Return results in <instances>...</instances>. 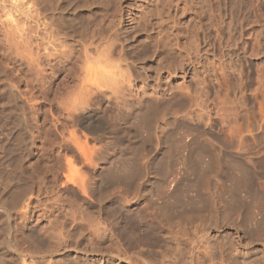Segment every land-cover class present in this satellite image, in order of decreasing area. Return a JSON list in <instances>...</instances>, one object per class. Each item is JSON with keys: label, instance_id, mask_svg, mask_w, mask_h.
I'll return each instance as SVG.
<instances>
[{"label": "rangeland", "instance_id": "obj_1", "mask_svg": "<svg viewBox=\"0 0 264 264\" xmlns=\"http://www.w3.org/2000/svg\"><path fill=\"white\" fill-rule=\"evenodd\" d=\"M5 1L0 0V5L6 7L12 0ZM17 1L10 6L11 11L16 8L12 16L17 15L19 22L13 23L20 24V30L10 29L13 23L5 16L8 9L2 12L0 7V66L15 68L14 83L23 95L13 97L18 117L13 132L4 113L7 100H1L0 140L15 139L22 127L31 134L24 135L22 146L21 141L15 144L13 165L18 169L13 185L0 182L4 200L0 199L3 203L8 199L4 206L14 217L9 233L0 209V264H46L48 257L42 256L57 249L53 228L66 221L67 231L72 219L84 225L100 220L106 225L144 223L156 228L157 237H150L143 225L136 248H130L126 239L97 241L96 251L89 254H95L98 264H108L111 251L123 250L144 251V256L165 264H264V29H245L241 38L238 0H36L34 4L47 1L46 7L36 5L35 9L42 7L36 11L33 0H29L31 6L28 0ZM42 15L40 21L47 20L43 25L35 18ZM49 22L53 25L47 28ZM50 29H57L56 41L65 36L61 38L65 42L59 40L67 50L61 44V58L65 57L61 62L67 66L61 73L49 65L61 59L60 50L55 52L59 41L56 46L54 37L49 38ZM253 38L260 40L254 55L249 48ZM80 41L90 46V52L94 47L98 59L93 57V62L107 66V72L115 70V76H107L117 81L119 100L109 91L84 94L89 104L85 102L82 84L89 78L87 74L85 78V61L77 59L84 48ZM49 43L50 48L56 46L54 51L46 46ZM95 46L101 50L95 53ZM44 51L53 56L43 58ZM34 52L42 56L40 61ZM29 61L36 66H29ZM38 62L47 66L46 72L39 67L40 75L45 72L43 77L33 73ZM67 68L70 71L65 72ZM37 76L45 78L39 81ZM72 90L78 91L74 94L87 106ZM62 98L65 104L76 99L82 105L77 102L78 107L86 109L78 111V118L69 117L68 109L63 110L73 102L62 107ZM88 115L93 124L87 122L97 129L92 137L82 130L89 124L79 121ZM75 128L84 151L96 156L94 165L69 141L68 130ZM4 166L0 173L6 172ZM84 179L93 181L87 193L82 190ZM77 239L76 251L73 247L67 255L55 252L56 264H71L69 258L83 261L89 242ZM109 264L139 263L131 257Z\"/></svg>", "mask_w": 264, "mask_h": 264}, {"label": "bare ground", "instance_id": "obj_2", "mask_svg": "<svg viewBox=\"0 0 264 264\" xmlns=\"http://www.w3.org/2000/svg\"><path fill=\"white\" fill-rule=\"evenodd\" d=\"M3 1H5V0H3ZM13 1V0H12ZM11 1V2H12ZM24 1V0H23ZM32 0H30V2H31ZM36 0H33V2H32V6H33V8H34V10L36 11V10H38L39 9V7H37V9H35L36 8V5L38 6V4L39 5H42V4H40V3H38L37 4V2H36V4H34V2H35ZM42 1H44V0H42ZM48 1V0H47ZM47 1H45L44 2V4L42 5V7H46V5H45V3L47 2ZM2 2V1H1ZM0 2V3H1ZM9 3V5L7 6V4H6V7L4 6H2V4L0 5V7L2 6V12H5L4 10H3V8L5 9V8H7L8 10H9V6L12 4V3H17L18 1L17 0H15V2H12V3ZM20 2H21V0H20ZM19 2V3H20ZM25 2V1H24ZM27 2V1H26ZM29 0H28V5H30L29 3ZM39 2H41V0L39 1ZM50 2V1H49ZM48 2V3H49ZM59 2V1H58ZM57 2V3H58ZM5 3H6V1H5ZM23 3V2H22ZM43 3V2H42ZM61 3V2H60ZM59 3V4H60ZM18 4V3H17ZM55 4H56V2H55ZM58 4V5H59ZM14 6L16 5V4H13ZM25 5H26V3H25ZM34 5H35V7H34ZM45 5V6H44ZM47 5H49L47 8L49 9V7H50V3L49 4H47ZM52 5L53 4H51V7H52ZM57 5V6H58ZM60 5H63V4H60ZM27 6V5H26ZM31 6V5H30ZM55 5H53V7H52V9L54 8L55 9V7H54ZM86 6V5H85ZM11 7L12 6H10V10L9 11H11ZM15 7H17V6H15ZM14 7V8H15ZM29 7V6H28ZM42 7H40V8H42ZM59 7V6H58ZM263 7H264V0H238V12H239V17H238V27H239V29H240V32H241V38H243V33H244V30L245 29H264V9H263ZM61 9H63L62 8V6L60 7ZM60 8H58L59 9V11H60ZM16 9V8H15ZM14 9V10H15ZM20 9H22V8H20ZM23 9L25 10V8L23 7ZM27 9V8H26ZM29 9V8H28ZM32 9V8H31ZM51 9V8H50ZM51 9V10H52ZM53 9V10H54ZM57 9V10H58ZM6 10V9H5ZM8 10H6V12H5V16H7V20L6 21H8V20H10L12 23L13 22H15V24H17V22H19V21H16L15 19V16H17V15H15L14 17L12 16V14H14L13 12H14V10H12L10 13H9V16L10 17H8V13H7V11ZM23 10V11H24ZM33 10V12L35 13V14H37V12H35ZM44 10L46 11L47 9H45L44 8ZM56 10V11H57ZM17 11V10H16ZM27 11V10H26ZM28 11H30V10H28ZM45 11L43 12L44 14H47V13H45ZM55 11V10H54ZM58 11V12H59ZM25 12V11H24ZM32 12V11H31ZM33 12H32V14H33ZM39 12H41L40 10H39ZM7 13V14H6ZM21 13V12H20ZM28 14H30V12H27ZM57 13V12H56ZM27 14V15H28ZM32 14H31V16H32ZM35 14H33L34 16H39V15H35ZM39 14V13H38ZM51 14V13H50ZM1 12H0V17H1ZM22 15V14H21ZM41 15V14H40ZM52 15H53V13H52ZM60 16L62 15V14H59ZM3 16H4V14H3ZM29 16V15H28ZM30 16V17H31ZM43 16H45V15H42V17L40 18V17H35L37 20V22H38V20L40 21V19H42L43 20ZM65 16V15H64ZM47 17H48V15H47ZM55 17L56 16H54V19H55ZM59 17V16H58ZM34 18V19H35ZM39 18V19H38ZM49 18V17H48ZM51 18V17H50ZM63 18V17H62ZM65 18V17H64ZM63 18V19H64ZM18 20V19H17ZM23 20H25V19H23ZM41 20V21H42ZM60 20V17H59V19H58V22H60L59 21ZM5 22V19L4 20H2V22ZM40 21V22H41ZM47 22V20H46V18H44V21L43 22H41L40 24L41 25H43L42 23H44V22ZM34 22H35V20H34ZM8 23H9V21H8ZM30 23V22H29ZM36 23V22H35ZM4 23H2L1 25H3ZM19 26H20V24H18ZM18 25H15L16 26V30H20L21 29V27H20V29H19V27H18ZM24 25H25V23H24ZM31 25H33L32 24V22H31ZM45 25V24H44ZM46 25H47V23H46ZM51 26V25H53V24H50V22H49V24L47 25V28H48V26ZM5 26V25H4ZM10 26V25H9ZM14 23H13V25L11 24V28L10 27H8V30H9V28L10 29H12L13 28V30L15 29L14 27ZM35 26V25H34ZM38 26L40 27V25L38 24ZM6 27V28H5ZM4 27V30H5V32H7V34H8V32L9 31H11V30H9V31H7L6 29H7V26H5ZM18 27V28H17ZM24 27V26H23ZM38 27V28H39ZM45 27V26H44ZM43 27V29H46V27L44 28ZM53 27V26H52ZM54 27H56L55 25H54ZM53 27V28H54ZM60 27V26H59ZM84 27V26H83ZM88 27V26H87ZM1 28L3 29V26H1ZM34 28V27H33ZM32 27H31V29H33ZM51 28V27H50ZM58 28V27H57ZM23 29V28H22ZM12 30V31H13ZM34 30V29H33ZM39 30V29H38ZM52 29H50V31H51ZM57 29H55V32L54 31H51V32H53L52 33V35H49V36H51V37H49L50 39L52 38V36L54 37V36H57L56 35V33H58L57 31H56ZM47 31V30H46ZM45 30H44V34H45V36H46V32ZM17 32V31H16ZM35 32H37V31H35ZM60 32V31H59ZM250 32H252V31H250ZM255 32V31H254ZM261 32V31H260ZM10 33V32H9ZM19 33V32H18ZM20 33H21V31H20ZM19 33V34H20ZM50 33V32H49ZM48 33V34H49ZM89 33V32H88ZM263 33V32H262ZM262 33H261V35H262ZM13 34H14V32H13ZM12 34V36H15V35H13ZM22 34V33H21ZM20 34V35H21ZM37 34V33H36ZM51 34V33H50ZM55 34V35H54ZM59 34V33H58ZM253 34H256V32L255 33H253ZM258 34V33H257ZM6 35V34H5ZM4 35V36H5ZM10 35V34H9ZM17 35V34H16ZM19 35V36H20ZM24 35V34H23ZM23 35L22 36H20V38L21 37H23ZM84 35H86V34H84ZM88 36H90L89 34H87ZM95 35V34H94ZM93 35V37H92V34H91V37L94 39L95 38V36ZM259 35H260V33H259ZM260 35V36H261ZM18 36V35H17ZM32 36V35H31ZM60 36H61V32H60ZM251 36V35H250ZM255 36V35H254ZM34 37H36L35 35H34ZM48 37V36H47ZM13 38V37H12ZM24 38V37H23ZM37 38V37H36ZM49 38H47L48 40H49ZM63 40H65V36H64V38L63 37H61ZM61 38H59V40H62ZM91 38V39H92ZM258 38H259V36H258ZM258 38L257 39H255V38H253V39H255V40H253V44L251 45H249V48L252 50V53H253V55L256 53L255 51H257L258 50V48H260V40L258 41ZM27 39V38H26ZM43 39V38H42ZM55 41L58 39V36H57V39H56V37H54L53 38ZM14 40V39H13ZM13 40H10L11 42H13ZM16 40V39H15ZM22 40H24V39H22ZM36 40V39H35ZM46 40V39H45ZM48 40H46V41H48ZM54 40H53V43L54 44H56V46H58L57 44L59 43L60 45L58 46L59 48H56V46L54 45V44H52V46L54 45L55 47H52L53 49L54 48H56V50H55V52L56 53H59L58 51L60 50V53L58 54L60 57L59 58H61L63 55H62V49H63V51H67V50H65V48H64V43L62 44V43H60V41L58 42V41H56V42H54ZM61 41V42H65V41ZM104 40V39H103ZM243 40V39H242ZM18 40H16L15 42H17ZM32 41V40H31ZM44 41V40H43ZM52 41V40H51ZM50 40L48 41V42H51ZM87 41V40H86ZM255 41V42H254ZM25 42V41H24ZM39 41H37V43H38ZM58 42V43H57ZM81 42V41H80ZM94 43L93 41H89V44L90 43ZM252 42V41H251ZM263 42V41H262ZM17 43H19V42H17ZM21 43H22V41H21ZM26 43H28V41H26ZM47 43V42H46ZM52 43V42H51ZM51 43H49V45H47L46 44V46H48V48L49 49H51V50H53L52 48H50L49 46H50V44ZM84 43V42H83ZM109 43V42H108ZM20 44V43H19ZM24 44V43H23ZM29 44V43H28ZM27 44V45H28ZM32 44V43H31ZM39 44V43H38ZM61 44L63 45V48L62 49H60V46H61ZM86 44H88V43H86ZM27 45H25L26 46V48H27ZM45 45V44H44ZM82 47L84 46V45H82V42H81V44H80ZM91 45V44H90ZM96 45V44H95ZM23 46V45H22ZM31 46H33V45H31ZM42 46V45H41ZM45 46V48H47ZM91 46H94L93 44L91 45ZM105 46V45H104ZM107 46H109V45H107ZM107 46H106V48H107ZM264 46V45H263ZM21 47V46H20ZM62 47V46H61ZM89 47L90 46H84V48H81V49H83V50H81V51H79L78 53H79V55L77 56V59L78 60H80L81 59V61L83 62V61H85V63H82V64H85L84 66H85V78H86V74L88 75V77L87 78H89V80H91V82H90V85H88L87 83H89L88 81H87V83L85 82V83H83V81H82V79H81V81H82V89L83 90H85L86 92L84 93V91H83V95L84 94H87V96H88V94L90 95L91 93H93V92H97V93H100V94H105L106 92H109L110 91V93L112 94V95H114V97L117 99V100H119L120 98H119V94L117 93V91H116V89L118 88V86H117V81L115 80V79H113V78H109L107 75H112L111 73H113L114 74V76L116 75V73L113 71H111L110 70V72H107L106 70H108L107 68V66L106 67H104L103 65L102 66H100L101 64H100V62L99 61H96V62H99L98 64L94 61L93 62V57H95L94 56V53H93V51H94V47H92L91 49L93 50V51H91L90 52V50H89ZM103 47V46H102ZM110 47V46H109ZM16 48H17V46H16ZM36 48V47H35ZM44 48V47H43ZM95 53L97 52L96 50H97V48H100L99 46L97 47V46H95ZM22 49H23V47H22ZM25 49V48H24ZM33 49V48H32ZM57 49H58V51H57ZM104 49H105V47H104ZM104 49H102V51L100 52V51H98V52H100V55H101V53L102 52H104L103 50ZM109 49V48H108ZM111 49V48H110ZM110 49L108 50V52L110 51ZM240 49L241 50H245L246 49V47H245V41L243 40V43H242V47H240ZM249 49V50H250ZM80 50V49H79ZM99 50V49H98ZM100 50H101V48H100ZM24 51V50H23ZM34 51H36V49H34ZM43 51V50H42ZM54 51V50H53ZM105 53H106V55L108 56V54H107V50L105 49ZM260 51V50H259ZM55 52H53V53H55ZM77 52V51H76ZM111 52V51H110ZM23 53V52H22ZM26 53V52H25ZM35 53V52H34ZM33 53V55H35L36 53H37V51H36V53L34 54ZM38 53H41V52H39L38 51ZM44 54V56L45 57H43V58H45V59H48L47 57H51V56H53L52 55V53H50V52H46V51H44L43 52ZM66 53V52H65ZM71 53V52H70ZM77 53V54H78ZM91 53H93V54H91ZM112 53V52H111ZM242 53V52H241ZM30 54L32 55V50H31V52H30ZM30 54H28V55H30ZM42 54V53H41ZM67 54V53H66ZM65 54V55H66ZM68 54H69V52H68ZM110 54V53H109ZM114 54V53H113ZM257 54V53H256ZM30 55V57L34 60H37L36 58H35V56L33 57V56H31ZM37 56V58L39 59V61H40V58H42V56L39 54H36ZM57 55V56H58ZM98 55V54H97ZM2 55H0V57H1ZM55 56H56V54H55ZM102 56H103V54H102ZM107 56H106V61H107V59H109V57H111L112 55L110 54V56L107 58ZM29 57V56H28ZM66 57H67V55H66ZM82 57L85 59V60H82ZM30 58V59H31ZM65 58V57H64ZM64 58H61L60 60L58 59V63L57 62H55L54 64L52 63V64H49L51 67H53V69L55 68V66H56V68H58V69H54V70H56L55 71V73L58 71H60V73H61V71L63 70V68H64V62H66V61H64V62H61V60L62 59H64ZM96 58V57H95ZM100 58V57H99ZM2 59V58H1ZM29 59V58H28ZM29 59V60H30ZM44 59V60H45ZM67 59V58H66ZM77 59L75 58V60L77 61ZM96 59H98V58H96ZM102 59V58H101ZM101 59H99V60H101ZM104 59V58H103ZM34 60V61H35ZM50 60V59H49ZM49 60H47V61H49ZM53 60V59H52ZM91 62H90V61ZM32 61V60H31ZM33 61V62H34ZM88 61V63L86 64V62ZM105 61V62H106ZM32 62V63H33ZM35 62H37V61H35ZM50 62H53V61H50ZM105 62H103L102 61V64L104 63V65L107 63H105ZM0 63H1V60H0ZM28 63H30L29 64V66H31V62L29 61ZM76 62H74V64L73 65H75L76 66V64L78 63V61H77V63L75 64ZM109 63H111V62H109ZM4 64V63H3ZM33 64H35V63H33ZM37 64V63H36ZM36 64H35V66H36ZM47 64V65H48ZM11 64H7V65H5V66H3V67H1L0 66V102L2 103V99H5V100H7V104L5 103V109H4V113H6V117H7V120H8V123L10 124V126H11V132H13L14 131V126H15V124H17L16 123V121L18 120V117H17V115H16V110H15V106H14V100H13V97L14 96H18L17 94L18 93H20L21 95H23V92L22 91H19V89H18V87L16 86V84H17V82L16 83H14L15 81H14V71H15V68H13V67H11L10 66ZM44 65V64H43ZM41 66V62H40V64H39V62H38V69L37 70H34V72H33V69H31V67L29 68V66H28V68L30 69V70H32V72L33 73H37V74H39V76L41 77L42 75H40V72H41V69H43V68H45V72L47 71L46 70V67L47 66ZM45 65H46V63H45ZM107 65H109L108 63H107ZM32 66H34V65H32ZM75 66H74V68L73 69H75ZM84 66H81L82 68L84 67ZM41 67H43V68H40ZM51 67H49V68H51ZM67 67V66H66ZM65 67V68H66ZM33 68V67H32ZM64 68V69H65ZM104 68H106V70L104 69ZM34 69H35V67H34ZM48 69V68H47ZM72 69V68H71ZM84 69H82L81 71H84ZM37 71V72H36ZM42 71H44V70H42ZM48 71H51L50 69L48 70ZM66 71H70L68 68H67V70H65V72ZM109 71V70H108ZM30 72V71H29ZM45 72H43V76H45L44 74H45ZM63 72V71H62ZM71 72H73V71H71ZM68 73V72H67ZM67 73H65V74H67ZM70 73V72H69ZM108 73H110V74H108ZM32 74V73H31ZM35 74H34V76H35ZM51 74H53V73H51ZM59 74V73H58ZM63 74V73H62ZM74 74H75V72H74ZM50 75V74H49ZM69 75V74H68ZM67 75V76H68ZM72 75V74H71ZM33 76V78H35ZM39 76H37L38 78H39ZM42 76V77H43ZM65 77H67L66 75H64ZM113 76V75H112ZM51 77V76H50ZM53 77H55V75L53 76ZM53 77H51V78H53ZM59 77V76H58ZM32 78V79H33ZM45 78V77H44ZM44 78H39L38 80L39 81H41L40 79H42V80H44ZM86 78V79H87ZM37 79V78H36ZM79 79V80H80ZM86 79L84 80V81H86ZM32 81H37V80H32ZM43 82V81H42ZM41 82V83H42ZM37 83L39 84V82L37 81ZM85 84H87V85H85ZM37 85V84H36ZM40 85H42V84H40ZM50 85H53L52 83L50 84ZM59 86V85H58ZM57 87V86H56ZM75 87V86H74ZM46 89H44V90H46L47 91V88H49V87H45ZM52 88H53V86H52ZM52 88H50V89H52ZM57 88H60V87H57ZM77 88V87H76ZM74 89V88H73ZM4 90H5V92H4ZM54 91H58V89H53ZM52 90V91H53ZM74 90H76V89H74ZM74 90H72V91H74ZM78 90H79V88H78ZM72 91H70L71 93H72ZM80 92H82L81 90H79ZM1 92H4V95H2V93ZM33 92V91H32ZM42 92V91H41ZM49 92V91H48ZM50 92H51V90H50ZM77 93L78 91H74L73 92V94L74 93ZM30 93V92H29ZM28 93V94H29ZM96 93V94H97ZM20 94H19V96H20ZM68 94H69V92H68ZM82 94V93H81ZM26 95V94H25ZM29 95H31V93L29 94ZM53 95V94H52ZM72 95V94H71ZM75 95V94H74ZM77 95V94H76ZM76 95H75V97H76ZM92 95V94H91ZM90 95V96H91ZM33 96H34V94H33ZM49 96V95H48ZM56 96H57V94H56ZM65 96V95H64ZM68 96H70V94L68 95ZM73 96V95H72ZM72 96H70V97H72ZM82 96V95H81ZM89 96V97H90ZM94 96V95H93ZM16 97H14V98H16ZM55 97V96H54ZM69 97V100L71 99ZM74 97V96H73ZM74 97V98H75ZM78 97V96H77ZM76 97V98H77ZM19 98V97H18ZM28 98H29V100H34L35 98H33L32 96H28ZM66 99H67V97H65ZM63 99L62 98V101L64 100V102H62V107H64L66 104L68 105L69 103H67L66 102V104H65V100L66 99ZM85 98V99H84ZM84 100H85V102H88L87 104H89V100H87V99H89L88 97H85V95H84ZM87 98V99H86ZM26 99V98H25ZM53 99V98H52ZM61 99V98H60ZM73 99V98H72ZM78 99H80L81 100V97H78ZM92 99H93V97H92ZM17 100V99H16ZM28 100V99H27ZM28 100V101H29ZM50 100V103H51V101H53V100H51V99H49ZM84 100H83V102H84ZM87 100V101H86ZM67 101H68V99H67ZM31 102V101H30ZM35 102V101H34ZM49 102V101H48ZM57 102H61V100L60 101H57ZM70 102V101H69ZM74 102H76V104L73 103ZM77 102H78V105H80V106H82V105H84V106H87V104L84 102H82V100H81V102L80 103H83L82 105L79 103V101H77L76 99H75V101H72L71 100V105H70V107H67L65 110H63L64 112L65 111H67V109H68V111L66 112V113H68V114H66V113H64V114H66V115H68L69 117H71L72 116V114L74 115V117H75V115L77 116L76 118H78L79 116L78 115H80L79 114V112L78 111H83V109H86V107H83V108H80V107H78V105H77ZM0 103V104H1ZM17 103V102H16ZM118 103H119V101H118ZM31 104V103H30ZM33 104V103H32ZM34 104H36V103H34ZM65 104V105H64ZM86 104V105H85ZM37 105V104H36ZM36 105H35V107H36ZM68 105V106H69ZM32 106H34V105H32ZM89 107V106H88ZM33 108V107H32ZM20 109V108H19ZM64 109V108H63ZM70 109V110H69ZM20 111H22L21 109H20ZM63 111H61V113L63 112ZM18 114V113H17ZM22 115H23V113H22ZM65 115V116H66ZM19 116V115H18ZM68 116H67V118H68ZM21 117V116H20ZM73 117V118H74ZM93 117H94V115H93ZM66 118V119H67ZM81 118V117H80ZM80 118H79V121H80V124L81 125H83V123H88L87 121H89L92 117L90 116V115H88L87 117H82V119L80 120ZM70 120V119H69ZM76 120V119H75ZM75 120H73V122H75ZM89 123H90V121H89ZM88 123V124H89ZM91 125L93 124V123H90ZM89 124V125H90ZM1 125V124H0ZM85 125V124H84ZM89 125H87V126H82V130H83V132L86 134V135H90L91 137H92V135L94 136V134H95V132H96V130L97 129H94L93 127L95 126H89ZM6 127V126H5ZM1 130V129H0ZM9 130V129H8ZM95 130V131H94ZM3 131V130H2ZM19 134L17 133V135L15 136V139L13 138H11V141H10V139H9V141L7 142V139L6 140H4V141H6V143H4L3 141H2V138H1V140H0V166L1 165H5L6 166V168H4V169H6V172L5 173H0V182L2 183V184H4L6 187L7 186H11V185H13V180H14V177H15V173H16V171H17V169L18 168H16V167H14L15 165H13V163H14V161L16 160V158H15V155H14V147H16V143H18V142H20L21 140H23L24 139V135L25 134H29L30 133V131H29V129L27 130V127H26V129L25 128H23L22 127V129H19ZM69 131V133H68V135H69V141H71L73 144H74V146L75 147H77L78 149H79V151L82 153H84V155L86 156V160L88 161V163L90 164V165H94L95 164V162H96V156H94L93 154L94 153H86L85 151H84V149L82 148V146H81V144H80V138L78 137V135L76 134V133H78V131L76 130V128L74 129V130H72V131H70V130H68ZM77 131V132H76ZM17 132V131H16ZM29 132V133H28ZM33 133V132H32ZM14 134V133H13ZM12 134V135H13ZM31 134V133H30ZM100 134V133H99ZM32 136V135H31ZM85 136V135H84ZM100 136V135H99ZM98 136V137H99ZM97 137V136H96ZM97 137V138H98ZM33 138V137H32ZM68 138V137H67ZM86 138H87V136H86ZM95 138V137H94ZM93 139V138H92ZM16 140V141H15ZM18 140V141H17ZM21 143V145L20 146H22V144H23V141H21L20 142ZM20 143H18V144H20ZM19 146V145H18ZM20 146H19V148H20ZM22 148V147H21ZM25 148V147H24ZM23 148V149H24ZM16 150V149H15ZM4 166V167H5ZM0 183V184H1ZM92 185H93V181H92V179H84V181H83V183H82V190L85 192V193H87V191L89 190V189H92ZM3 186V185H2ZM4 187V186H3ZM10 189V188H9ZM12 189V188H11ZM13 189H15V188H13ZM22 190V189H21ZM16 191V190H15ZM14 191V192H15ZM31 191H33V190H31ZM20 192L21 191H19V194H20ZM16 193V192H15ZM32 193L33 192H30V194H29V196H27V198L25 199V201H26V204L25 205H28V203H27V199H30L31 198V196H32ZM15 195H17V194H15ZM15 195H13L14 196V199H15ZM1 196H2V194H1ZM0 196V197H1ZM3 197V196H2ZM2 197H1V199H2ZM6 199H7V197H5ZM18 198V197H17ZM124 198V197H123ZM0 199V209L2 210V212L5 214V217L7 218V221H8V223H7V227L9 228V233H10V231H12L11 229H12V226H10V221H11V219H13L14 217H13V214L11 213V210L9 209V208H7L6 206H4V203L5 202H7V200H5V202L3 203V201L2 200H4V199H2L1 200ZM14 201V200H13ZM25 201H24V203H25ZM121 201H122V199H121ZM8 205V204H7ZM123 205V204H122ZM58 207V206H57ZM58 209V208H57ZM60 209V208H59ZM58 209V210H59ZM23 211V210H22ZM22 211H20V215L23 213ZM19 212V211H18ZM17 212V213H18ZM19 215V214H18ZM23 215V214H22ZM20 218H21V216H20ZM23 218V217H22ZM69 221V220H68ZM67 221V222H68ZM70 221H72V227H71V229H68L67 231H64L65 230V227H66V221H65V223L64 224H61L60 225V227H59V225L57 226V228H53V235L54 236H56L57 237V249L56 250H54V251H52V252H50L49 253V255H45V256H42V257H48V258H46V260H45V263L46 264H56V262L53 260V255L55 254L56 255V253L55 252H57V253H59V254H61V255H63L62 254V252L64 253V255H67V253H69L70 251H68V250H70L71 248H73L74 247V249H75V251H76V249H78V246H77V244L79 243H77V241H76V239L77 238H80V237H82V239H86L87 238V240H88V244H87V247L86 248H84V252H85V258L83 259V261L81 262V261H79V260H77L76 258L75 259H73V260H70V258L68 259L69 260V262L71 263V264H98V262H97V259H95V254H89V253H92V252H95L96 251V248H97V241L98 242H100V241H106V240H108L109 242H112V243H120L121 241H123V239H126L127 241H128V246L130 247V248H136L139 244H140V242H141V239H140V237L142 238V236L139 234H137L138 233V231H141V228H142V226L143 225H146V231H147V233L149 234V236L150 237H155L156 236V234H155V232H153V230H156V228H154V226H152V225H150V224H142V223H130L129 225L128 224H125V225H120L119 224V222H116V223H113V224H111V225H106V224H104L102 221H100V220H97V221H91V222H88L86 225H84L83 223H80V222H78V221H76L75 219H72V220H70ZM62 222V221H61ZM24 223V222H23ZM70 223V222H69ZM68 223V224H69ZM71 224V223H70ZM12 225V224H11ZM62 226V227H61ZM67 229V228H66ZM84 229V230H83ZM80 230H83V231H87V234H85V235H83V232L81 231L80 232ZM127 230V231H126ZM129 230H131L130 232H129ZM77 234L80 236V237H77ZM153 236H152V235ZM50 235V234H49ZM157 237V236H156ZM78 240V239H77ZM53 249H54V247H53ZM50 251H51V249H50ZM124 252H122V251H116V252H114V251H111L108 255L110 256L109 257V259H108V264L110 263V261H112V260H114V259H116V258H118V259H121L122 261H127V260H129V258H131V257H135V259H136V261L139 263V264H165V262H156V260H154L153 258H151V257H147V256H144L143 254H144V251H140L139 253H130L129 251H126V250H123ZM54 252V253H53ZM97 254V253H96ZM19 255L20 256H24V255H21L20 253H19ZM19 256V257H20ZM33 257V256H32ZM70 257V256H69ZM3 258V257H2ZM64 258V257H63ZM102 258H104L105 259V256L102 254ZM36 259V258H35ZM79 259H80V257H79ZM65 261V260H64ZM99 261V260H98ZM61 263V262H60Z\"/></svg>", "mask_w": 264, "mask_h": 264}]
</instances>
